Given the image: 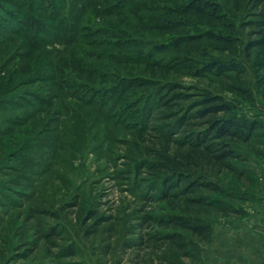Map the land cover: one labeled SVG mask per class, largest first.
Returning a JSON list of instances; mask_svg holds the SVG:
<instances>
[{
    "label": "rangeland",
    "instance_id": "374dc122",
    "mask_svg": "<svg viewBox=\"0 0 264 264\" xmlns=\"http://www.w3.org/2000/svg\"><path fill=\"white\" fill-rule=\"evenodd\" d=\"M84 1L92 2L93 7L78 10L72 0L40 1L55 15L50 29L42 36L51 41V46L46 43L40 48L42 61L34 73L48 76L54 71L57 73V68L63 70L57 74L58 77L73 80L72 86H76L74 93L84 102L103 104L101 112L105 118L96 120L94 107L65 100L60 95L57 99L52 98V107H47L46 112L50 115H39L43 125L36 126L32 119L31 123L18 128L9 137L0 139V264H190L179 258V253L170 243L155 239L164 234L157 225L150 223L139 229L141 216H161L168 209L165 203L156 199L146 200L133 185L134 178L130 172L135 162L143 157L134 144L137 136L133 127L137 124L138 115L136 110H132L124 119L119 116L125 109V102L132 96L118 97L113 93L107 99L102 98L107 89L105 80L109 81L107 75L118 73L115 71L116 61L121 58L130 63L139 60L137 50H119L117 43L124 41L126 45L133 41L149 48L151 44L164 40L149 32L145 25L151 27L156 24L160 9L170 0H137L135 3L111 0L110 6L103 10L95 7L96 0ZM21 4L34 13L33 0H21ZM51 4L53 8L49 7ZM6 8L14 12L9 5ZM61 22L65 24L64 34L78 42L73 47L57 41L61 34L56 27ZM98 29L109 32L95 36L105 45L98 44L99 40L94 38V30ZM7 42V46H0V74L6 57L23 44L22 39L13 36ZM22 52L34 53L30 47H24ZM25 64L29 66L17 58L2 70L7 73L17 69L20 73ZM136 66L121 65L119 68L125 75H138L143 68ZM33 71L32 68L25 71L24 78ZM3 77L4 73L0 77L2 85L5 83L1 80ZM16 80L14 84L3 87L5 95L37 92L49 97L53 94L49 88L51 85L45 80L33 85L30 81L16 83ZM180 81L189 85L196 83L190 77ZM223 94L237 102L242 114L264 122V108L257 109L235 95ZM64 102L80 109L78 116L64 110ZM258 102L264 106L260 97ZM37 108L17 113H35ZM8 116L15 117L16 113H8ZM41 130L46 133L38 138L35 135L30 142L32 146L38 139V148L30 146L23 152L24 156H15L11 160L9 155L18 142ZM240 147L246 161L236 166L238 170H248L246 178L239 179L235 174L223 171L214 179L232 194L226 201L243 208L246 216L226 217L217 212V207L204 208L208 212L199 215L206 218L214 230L211 242L202 246L203 260L200 264H217V243L219 250L233 254V260H239L241 264L245 263L247 248L259 249L264 243L261 237L252 233L261 232V229L252 230L245 220L251 212L248 207L261 201L254 189L263 177V174L258 177V173L263 171L264 159L259 156H264V136ZM208 196L211 199L218 197ZM76 202L77 207H73ZM89 211L95 212L97 219L87 221ZM102 218L108 220L96 226V220ZM229 239H233L232 244Z\"/></svg>",
    "mask_w": 264,
    "mask_h": 264
},
{
    "label": "trees",
    "instance_id": "16d2710c",
    "mask_svg": "<svg viewBox=\"0 0 264 264\" xmlns=\"http://www.w3.org/2000/svg\"><path fill=\"white\" fill-rule=\"evenodd\" d=\"M40 1L33 0V14L23 7L21 0L0 1L1 48L8 45L10 36L23 40L22 46L1 64V74L4 73L1 80L5 83L0 84V113H3L0 117V139L9 137L33 120L36 126L43 125L39 115H50L46 111L53 105L52 98L57 99L60 95L65 100L94 107L96 120L105 118L101 112L103 104L84 102L74 93L76 86H72L73 80L58 77L57 74L63 70L57 68V73L54 71L48 76L34 73L42 61L40 48L46 43L51 46V41L42 36L50 29L55 15ZM96 1L95 7L100 10L111 3V0ZM129 1L135 3L137 0ZM72 4L78 10L93 7L92 2L84 0H72ZM6 5L14 12L7 10ZM49 7L53 8L52 4ZM160 10L157 23L151 27L145 25V28L164 40L151 44L149 48L139 42L131 41L126 45L124 41L118 42L119 50H137L139 60L134 63L122 58L116 61L115 71L118 73L107 75L109 81L105 80L107 89L102 98L107 99L113 93L118 97L132 96L125 102V109L119 116L124 119L132 110H136L138 115L137 124L133 127L137 136L134 144L143 157L135 162L130 172L134 178L133 185L146 200L156 199L165 203L168 209L161 216H141L139 229L154 223L164 231L162 237L155 238L157 241L170 243L179 253V258L190 264H200L203 260L202 246L211 242L214 230L212 224L199 215L208 212L204 208L217 207V212L226 217L246 216L243 208L226 201L232 194L214 177L229 171L239 179L246 178L248 170H238L236 166L246 161L240 146L250 145L264 136V122L242 114L237 102L223 94L235 95L257 109L264 108L258 102L260 97L264 103V0H170ZM64 25L61 22L56 27L61 34L57 41L73 47L78 42L64 34ZM81 30L82 27L80 38L83 37ZM94 31V38L107 32L102 29ZM98 40V44H106ZM24 47H30L34 53H23ZM17 58L34 70L26 80L23 74L30 69L27 64L20 73L17 69L7 73L2 70ZM130 64L143 69L138 75H125L119 66ZM184 77H190L196 83L181 82ZM16 78V83L30 81L32 85L45 80L51 85L49 88L53 94L49 97L37 92L5 95L3 87L14 84ZM133 90L136 92L132 94ZM64 104V110L78 116L80 109L68 102ZM35 107H38L35 113H17ZM11 112L16 116L9 117ZM105 123H108L106 119ZM45 133L41 130L19 141L9 155L11 160L15 156H24L23 152L30 148L32 138ZM34 142L32 149L40 145L38 139ZM259 157L264 159V156ZM208 195L218 197L211 199ZM86 218L87 221L97 219L92 211ZM107 220L98 219L95 225Z\"/></svg>",
    "mask_w": 264,
    "mask_h": 264
},
{
    "label": "crops",
    "instance_id": "0c3cea01",
    "mask_svg": "<svg viewBox=\"0 0 264 264\" xmlns=\"http://www.w3.org/2000/svg\"><path fill=\"white\" fill-rule=\"evenodd\" d=\"M262 169L263 171L258 173V177H263L260 179L259 183L254 189L255 195L261 200L258 203H254L252 207H248V209L251 211L249 216L245 219L246 223H248V227L254 229H261V232H252L255 233V235H258L264 240V162H262ZM261 239V240H262ZM228 238L226 239V241ZM233 239H229L230 244H232ZM222 245V243H220ZM218 243H217V257H219V261H217V264H226L229 262L230 264H241V261L239 260H233V254L227 253L225 251L218 249ZM225 246V245H224ZM246 259L244 264H264V243L261 244V247L259 249L254 248H247L245 251Z\"/></svg>",
    "mask_w": 264,
    "mask_h": 264
}]
</instances>
